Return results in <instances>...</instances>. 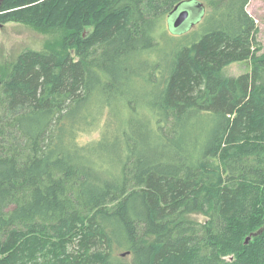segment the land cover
I'll return each mask as SVG.
<instances>
[{"label":"trees","instance_id":"16d2710c","mask_svg":"<svg viewBox=\"0 0 264 264\" xmlns=\"http://www.w3.org/2000/svg\"><path fill=\"white\" fill-rule=\"evenodd\" d=\"M248 1L0 0V26L93 27L0 67V264H264ZM195 2L172 33L175 5ZM242 60L249 72L221 74Z\"/></svg>","mask_w":264,"mask_h":264},{"label":"rangeland","instance_id":"374dc122","mask_svg":"<svg viewBox=\"0 0 264 264\" xmlns=\"http://www.w3.org/2000/svg\"><path fill=\"white\" fill-rule=\"evenodd\" d=\"M245 8L254 19L258 29L256 35L257 43L253 45L252 51L253 54L261 56L264 54V0H249ZM53 17L54 14L51 12L50 14L48 13L46 18L51 20ZM79 22L70 20L59 26H48L45 28L14 20L3 23L0 26V67L5 70L14 56L24 48L41 49L48 44V46L57 49V46L64 42L67 34L74 33L76 37H84L93 30L91 22H86L85 24H79ZM192 27L190 26L183 33L190 31ZM168 43L167 41H161L158 44L159 53H163V50L170 47ZM66 50L72 52V48H67ZM251 66L250 60L232 62L222 68L221 74L224 77L238 76L249 72ZM95 136H97L96 131L85 133L80 136V140L85 141Z\"/></svg>","mask_w":264,"mask_h":264},{"label":"water","instance_id":"95a60500","mask_svg":"<svg viewBox=\"0 0 264 264\" xmlns=\"http://www.w3.org/2000/svg\"><path fill=\"white\" fill-rule=\"evenodd\" d=\"M200 12L201 4L196 2L191 4L179 3L175 5L171 12L172 15L170 21H168V26L171 32L174 34L183 33V31H185L195 23V20L198 18ZM263 228L264 226L260 228L256 233L261 232ZM250 238V235L246 236L244 243H247Z\"/></svg>","mask_w":264,"mask_h":264}]
</instances>
